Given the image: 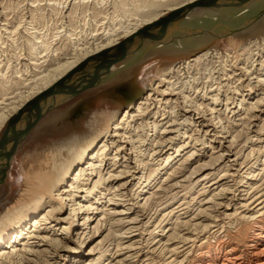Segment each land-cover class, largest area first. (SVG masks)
Wrapping results in <instances>:
<instances>
[{
  "label": "bare ground",
  "instance_id": "6f19581e",
  "mask_svg": "<svg viewBox=\"0 0 264 264\" xmlns=\"http://www.w3.org/2000/svg\"><path fill=\"white\" fill-rule=\"evenodd\" d=\"M197 1L123 4L131 21L79 44L3 100L0 186L35 127L29 126L34 111L48 104L52 111L72 97L58 86ZM43 44L46 52L49 43ZM139 61L112 64L124 62L97 74L89 89ZM149 77L147 90L125 110H99L83 134L21 156L16 194L0 200V264H264V124H253L239 141L216 122L225 114L244 120L258 113L253 122L262 120L264 45L232 43L225 56L208 50Z\"/></svg>",
  "mask_w": 264,
  "mask_h": 264
},
{
  "label": "rangeland",
  "instance_id": "374dc122",
  "mask_svg": "<svg viewBox=\"0 0 264 264\" xmlns=\"http://www.w3.org/2000/svg\"><path fill=\"white\" fill-rule=\"evenodd\" d=\"M152 1L154 0H0V103L23 91L34 74L44 73L54 68L58 62L65 61L79 44L88 46L102 39L107 32L119 28L120 22L131 21L133 18H124L122 15L123 4L132 9L137 3ZM164 1L167 3L170 0ZM205 15L208 14L204 11H196L191 17ZM34 36H37L36 40ZM263 38L264 18L245 34L214 43L205 40L196 43L188 41L166 50H155L113 80L100 85L101 87L83 91L53 109L35 125L27 140L19 147L10 175L0 186V200L16 194L19 159L22 155L39 147L52 145L74 133L83 134L85 123L95 112L125 110L136 99L133 97L135 93L147 90L149 74L171 64L198 58L208 50L221 52L225 56L232 49V43L249 45L258 42L264 45ZM43 42L49 43L46 52ZM211 43L210 47H203ZM201 47L203 48L199 49ZM41 51L44 53L43 57L36 55V52ZM122 64L124 62L118 65ZM118 65L110 71L116 70ZM2 75H6V78ZM257 114L249 115L244 120L241 116L232 114L220 117L216 114L215 117L216 122L221 121L229 131L239 134V141H244L251 135L250 128L253 124L259 128L264 124V116L262 120L253 122Z\"/></svg>",
  "mask_w": 264,
  "mask_h": 264
},
{
  "label": "water",
  "instance_id": "95a60500",
  "mask_svg": "<svg viewBox=\"0 0 264 264\" xmlns=\"http://www.w3.org/2000/svg\"><path fill=\"white\" fill-rule=\"evenodd\" d=\"M196 11H204L208 15L191 17ZM263 17L264 0H199L172 11L159 21L144 27L135 35L122 41L110 49L101 58L102 62H97L96 67L91 70L85 68L80 78L79 76L71 77L58 86V93L66 95L72 92L71 98L76 97L93 86L92 83L97 74L105 71L109 73L112 64L129 59L139 61L148 52L176 47L179 42L196 43L205 40L214 43L221 39L241 35L243 31L252 28ZM212 43L203 47H210ZM136 63L132 62L127 68ZM53 107L48 104L44 105L41 110L34 111L35 115H32L29 125L30 129L37 125ZM6 136L4 135L3 139Z\"/></svg>",
  "mask_w": 264,
  "mask_h": 264
}]
</instances>
